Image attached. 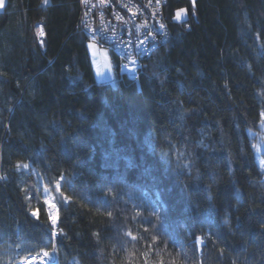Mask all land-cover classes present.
I'll return each mask as SVG.
<instances>
[{"label":"trees","instance_id":"obj_1","mask_svg":"<svg viewBox=\"0 0 264 264\" xmlns=\"http://www.w3.org/2000/svg\"><path fill=\"white\" fill-rule=\"evenodd\" d=\"M79 14V0H7L0 13V264L53 249L58 264H264L251 136L264 123V0H168L180 30L135 80L113 58L112 85L95 83Z\"/></svg>","mask_w":264,"mask_h":264},{"label":"rangeland","instance_id":"obj_2","mask_svg":"<svg viewBox=\"0 0 264 264\" xmlns=\"http://www.w3.org/2000/svg\"><path fill=\"white\" fill-rule=\"evenodd\" d=\"M87 1H90V0H85V1L84 0H79V3H80V14H79L78 22L79 23L82 22L85 19L86 14L88 12H90L92 14L91 15L92 22H95V21L98 20V22L100 24H102V25H100V27H98L99 30L102 28L105 33H108V31H109V34H114V32H117V31H115L112 28H106L105 27L107 25V22H106V24L104 23V20L107 19L106 17L98 19L99 14L101 12H103V11H105L107 13V15H108L107 9L109 10V14L112 13L111 9L108 8L109 7L108 5H110V4L106 3V5H105V3H103L102 0H100V1L98 0V5L99 6L97 5V7L94 8V10H92L89 7V5L86 3ZM191 1L193 2V0H191ZM47 3H48V0H44V4H47ZM103 4L105 5V7H103ZM6 5H7V0H3V4H2V6H0V13L5 10ZM87 8L89 9L88 12H87ZM126 8H128L127 5H126ZM163 9L164 10L162 12L161 18L170 20L169 17H168V14H167V8L163 7ZM100 10H102V11L100 12ZM178 13L180 14V17H181L180 20H176V16H177ZM186 18H187L186 9H181V10L177 11V13H176V15L174 17V21L182 22ZM37 30H38V28H37ZM136 30L137 29H134L133 33H132L131 31L127 32L124 28L123 29H119L117 36L120 39V43H118V45H120L121 43L125 42V40H127L129 37L134 38L133 35L135 34ZM163 31H167V29L164 27ZM78 32H79V30H78ZM159 33H160L159 29L156 30L155 34L159 35ZM150 36H152V32H150L149 29H148V31H147V29H144L143 33H142V35L140 37L149 39ZM157 43H159V39H158ZM118 45H116V49H111V48H108V46H102L100 44L96 45V47H95V50H94L95 59H93L92 66L94 68L95 74L97 72L98 73V77L100 78V80H102L104 82H109V81H112L114 79H115V82H116L118 80L116 78V76H114V69H113V62H112L113 58H116L117 61H118V64H119V76L123 75V76H125L126 78H128L130 80H135L137 78V75L135 73H133V72H126L124 70V63L127 64V65L130 64V65H133V66L137 67V64L140 61V68H141L142 67V60L144 58L150 56L155 50L166 46L165 43H164L163 46H159L157 44L156 45L154 44L155 45L154 47H152L149 51H147L146 53H144L142 55L136 54V51H135L136 47H134V49L132 48V54L125 56V55L121 54L123 49L121 47H117ZM135 57L138 58L139 60H136ZM261 128H262V131L259 130V132L252 133L251 136L252 137H256L257 140L259 141L258 144H256V146H255L256 160H257V163L259 165V168L264 173V135H262V134H264V123L262 124ZM260 131H261V133H260ZM53 203L54 202L51 201L48 204V206L54 205L55 206L54 210H57L58 216H57L56 224L52 225L51 219L50 218L49 219H50V222H51L50 225H51V228H52V232L55 231V233H56V235H53V237L56 238L60 234V230L58 228L59 208L56 206L57 204H53ZM47 209L49 210V207H47ZM48 215H49V213H48ZM45 253H47V255L50 257L51 264H58V258H57V255H56V251H52V252L43 251V252H41V253H39L37 255H42V254H45ZM17 256L18 255H14L13 258H10L11 257V253H8L6 258L4 257V260H2V264H20V262H22V260L27 259V258H29L31 256H36V255H29V256H27L25 258L20 259V261H18V262L16 261Z\"/></svg>","mask_w":264,"mask_h":264},{"label":"built area","instance_id":"obj_3","mask_svg":"<svg viewBox=\"0 0 264 264\" xmlns=\"http://www.w3.org/2000/svg\"><path fill=\"white\" fill-rule=\"evenodd\" d=\"M90 1H87L86 3L89 5V7L92 10H94V8H96L98 5V0H90ZM102 1H103V3H105V5H106V3L110 4V5H108L109 6L108 8L111 9L112 13L109 14V10L107 9V12H108V15H107V13L105 11L101 12L102 10H100L101 13L99 12L100 14H99L98 19L106 17L107 19L104 20V23L106 24V22H107V25L105 27L106 28H112L117 32H114V34H109V31H108V33H105L102 28H101L102 30L101 29L99 30L98 27H100V25H102V24H100L98 22V20L95 22H92V20H91L92 14L90 12H88L89 11L88 8H87L88 13L86 14L85 19L80 23L78 22V30L79 31H82L84 33L96 32L101 37V39H99V37L96 36L97 43H99L102 46H108V48H111V49H116V45H118V43H120V39L117 36L119 29L124 28L127 32L131 31L132 33H133L134 29H137L135 34L133 35L134 38L129 37L127 40H125V42L121 43L117 47H121L122 49L127 48L129 46L130 40H131V46L133 49L141 41H145L144 47L147 48V51H149L152 47H154L156 45L155 43L158 42V39L156 38L157 36L155 34L156 29L154 28V23H150L146 20H142V18L140 19V25L130 24L128 22V20L134 21L132 19L133 16H130V15L135 14V16H137L138 13L140 12V7H138V8L133 7L132 8V6H131V3L133 1H136V0H102ZM148 1H149V5L152 6V8H150L149 11L152 12L153 14L155 13L161 17L162 12L164 10L163 9L164 6H163L161 0H148ZM105 5L103 4V7H105ZM126 5L128 8H126ZM114 17H115V19L112 22ZM160 25L161 24H158V29L160 32L159 34L164 33L163 32L164 27L160 28ZM151 26H152V28H151ZM144 29H147V31L149 29V31L152 32V36H150L149 39L140 37L142 35ZM136 60H139V59L136 58ZM139 63H140V61H139ZM124 65H125V63H124Z\"/></svg>","mask_w":264,"mask_h":264},{"label":"bare ground","instance_id":"obj_4","mask_svg":"<svg viewBox=\"0 0 264 264\" xmlns=\"http://www.w3.org/2000/svg\"><path fill=\"white\" fill-rule=\"evenodd\" d=\"M161 2H162L163 6L165 8L168 7V0H161ZM192 4H193V2H192ZM193 5H195V3ZM131 6H132V8L133 7H135V8L140 7V12L138 13L137 16H135V14L130 15V16H133L132 19L134 20V21L128 20V22L130 24L140 25V19L142 18V20H146V21H148L150 23H154V28L156 30H158V24L164 25V27L167 29V31H163L164 33H161L159 35H156L157 36L156 38L159 39V43L156 42L155 44H157L159 46H163L164 43H165V45H168L169 42H171L173 40L174 35L177 34L178 31L180 30V28H179L178 31L175 32L176 29H174L173 24H172V22L170 20L162 19L157 14H155V13L153 14L152 12H150L149 9L152 8V6L149 5V1L148 0H136V1H133L131 3ZM183 9H186V11H187V8H183ZM178 10H181V9H178ZM177 11L175 12V15H176ZM187 18H188V16H187ZM187 18L184 21H182V22L187 21ZM114 19H115V17L113 18L112 22L114 21ZM174 22H176V21H174ZM182 22H176V23H179L180 24ZM152 26H151V28H152ZM44 33L45 32H44L43 26L42 25H39L38 26V30H36V35H37V39L39 41H41V42H42V40L44 38V35H45ZM80 33L83 34L87 38V50H88V53H89V56H90V59H91L90 61L93 63V59H95L94 50H95L96 45L99 44V43H97L96 36H98L99 39H101V37L96 32L84 33V32L81 31ZM155 33H156V31H155ZM89 45H92V47L90 48ZM129 69H134V73L138 76V73L140 71V63L137 64V67H135L133 65H130V64L129 65L125 64L124 65V70L126 72H133V71H129ZM94 74H95V72H94ZM115 74H116V72L114 70V76H115ZM124 78H126V77L123 76V75L119 76V79L120 80L121 79H124ZM95 83L97 85H112V84L115 83V79L112 80V81H109V82H104V81L100 80V78L98 77V73L96 72V74H95ZM7 129H8V127H7ZM262 135H264V134H262ZM258 142H259L258 140H254V143L258 144ZM255 155H256V152H255ZM2 166H3V159H2V154L0 153V181L6 182L7 181L6 176L4 174H2ZM116 180H117V182H116ZM116 180L112 181L113 182V185L116 186L117 189H120V190L123 189L122 185L120 184L121 183L120 178H118ZM137 183H139V182H137ZM123 200H124L123 202H125L127 204L126 206H129L130 205L127 202L126 199H123ZM158 200L153 199V202L156 203V204H160V202ZM53 204H56V203L54 202ZM56 206L58 207V205H56ZM47 207H49V206H47ZM48 213H49V217H50V214L53 215V216H56V218L58 216L57 210H54V211L48 210ZM201 243H202V240H201ZM52 251H56V250L53 249ZM29 260H33L34 261V264H51L50 257L48 255H45V254L31 256V257H29L27 259L22 260V262H20V264H28V261Z\"/></svg>","mask_w":264,"mask_h":264},{"label":"snow or ice","instance_id":"obj_5","mask_svg":"<svg viewBox=\"0 0 264 264\" xmlns=\"http://www.w3.org/2000/svg\"><path fill=\"white\" fill-rule=\"evenodd\" d=\"M194 3H195V0H193V4ZM2 4H3V0H0V6H2ZM180 19H181V17H180V14L178 13L177 16H176V20H180ZM163 27H164L163 25H160V28H163ZM144 45H145V41H141L138 45H136V48H135L136 54L142 55V54H144V53L147 52V48L144 47ZM89 47L91 48L92 45H89ZM121 54L122 55H125V56L132 54L131 41H129V46L127 48H124L122 50V53ZM129 71H133V73H134V69H129ZM53 207H54V205H53ZM108 215L111 216L112 213H108ZM33 216H37L38 217V213L37 212H34L33 213ZM49 218L51 219L52 225H55L56 222H57L56 216H53V215L50 214V217ZM52 235H56L55 231L52 232ZM129 235H131V234L129 233ZM45 255H47V253H45ZM28 264H34V261L33 260H29L28 261Z\"/></svg>","mask_w":264,"mask_h":264},{"label":"water","instance_id":"obj_6","mask_svg":"<svg viewBox=\"0 0 264 264\" xmlns=\"http://www.w3.org/2000/svg\"><path fill=\"white\" fill-rule=\"evenodd\" d=\"M55 209V206L53 207V205L49 206V210L53 211Z\"/></svg>","mask_w":264,"mask_h":264},{"label":"crops","instance_id":"obj_7","mask_svg":"<svg viewBox=\"0 0 264 264\" xmlns=\"http://www.w3.org/2000/svg\"><path fill=\"white\" fill-rule=\"evenodd\" d=\"M3 8V7H2Z\"/></svg>","mask_w":264,"mask_h":264}]
</instances>
